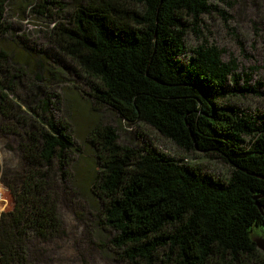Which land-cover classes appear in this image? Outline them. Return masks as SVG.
<instances>
[{"label":"trees","instance_id":"obj_1","mask_svg":"<svg viewBox=\"0 0 264 264\" xmlns=\"http://www.w3.org/2000/svg\"><path fill=\"white\" fill-rule=\"evenodd\" d=\"M9 1L0 0V131L15 137L20 156L0 166L14 201L0 218V264H37L28 241L62 234L56 186L69 180L77 149L68 123L55 116L57 93L23 82L27 60L47 52L20 48L26 60H16L1 42ZM40 1L38 14L49 13L47 4L65 10L52 41L57 56L77 64L89 99L230 169L223 177L150 142L122 145L98 123L90 132L91 194L106 249L122 264H264L252 238L264 231V114L230 102L254 91L238 86L234 59L223 61L205 41L186 45L202 15L219 12L214 4L224 0H73L71 9Z\"/></svg>","mask_w":264,"mask_h":264},{"label":"rangeland","instance_id":"obj_2","mask_svg":"<svg viewBox=\"0 0 264 264\" xmlns=\"http://www.w3.org/2000/svg\"><path fill=\"white\" fill-rule=\"evenodd\" d=\"M51 1L65 5L64 9H71L75 3L73 0ZM41 3L40 0H10L5 13L9 33L1 38V42L16 60L20 57L21 61L26 60L22 49L34 56L38 50L47 52L48 59L34 57L27 60L30 72L23 82L43 83L47 90L57 93L60 103L56 104L55 116L68 123L77 151L67 167L69 180L56 186L62 234L48 241L32 238L28 246L35 252V259L38 258L37 264H122L104 246L106 237L98 230L97 203L91 194L95 155L92 142L95 144V140L90 132L98 123L114 129L122 145L138 147L150 142L164 153L199 164L223 177L230 169L212 153L183 151L147 124L127 122L107 106L89 99L77 64L63 54L57 56L58 50L52 41L55 37L51 29L53 21L64 17L65 10L57 4L55 7L47 4L49 13L38 14L35 10ZM214 5L219 12L202 15L199 33L188 32L186 45L194 47L205 41L222 51L223 61L234 59L240 73L238 86L251 87L254 91L236 93L229 98L230 102L241 109L264 114V0H224ZM14 41L19 47L13 45ZM46 68L54 73L46 72ZM37 75L43 76L40 82L36 80ZM8 145L11 150L7 149ZM19 156L15 137L0 131V166L3 162L15 165ZM13 202L6 181L0 176V218L12 210ZM261 234L257 237L260 243L264 240V231Z\"/></svg>","mask_w":264,"mask_h":264},{"label":"water","instance_id":"obj_3","mask_svg":"<svg viewBox=\"0 0 264 264\" xmlns=\"http://www.w3.org/2000/svg\"><path fill=\"white\" fill-rule=\"evenodd\" d=\"M262 231H258L255 234H253V241L255 242L256 246L258 249L264 252V240H261L262 242L260 243V240L257 239L258 236L262 235Z\"/></svg>","mask_w":264,"mask_h":264}]
</instances>
